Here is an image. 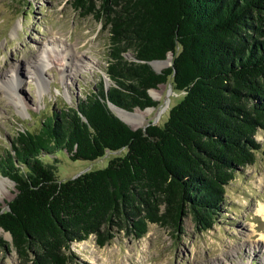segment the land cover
I'll return each instance as SVG.
<instances>
[{"label":"trees","instance_id":"1","mask_svg":"<svg viewBox=\"0 0 264 264\" xmlns=\"http://www.w3.org/2000/svg\"><path fill=\"white\" fill-rule=\"evenodd\" d=\"M109 33L104 78L74 106L52 110L37 130H19L0 156L16 194L0 211V249L21 264H67L70 246L94 235L100 247L149 224L180 230L191 215L215 223L225 188L253 164L264 130V0H73ZM173 54L156 72L149 62ZM131 53L130 58L126 54ZM170 78L183 92L163 126L132 129L109 110L156 105L149 94ZM126 149L108 165L59 180L63 150L93 161Z\"/></svg>","mask_w":264,"mask_h":264},{"label":"rangeland","instance_id":"2","mask_svg":"<svg viewBox=\"0 0 264 264\" xmlns=\"http://www.w3.org/2000/svg\"><path fill=\"white\" fill-rule=\"evenodd\" d=\"M72 1L0 0V156L19 130H37L50 111L74 106L103 78L106 88L112 83L105 73L108 30L93 15H83ZM73 53L79 61L69 63ZM125 56L130 58L131 53ZM39 57L44 59V70L35 75ZM168 58L167 66L153 69L161 72L170 67L171 52L164 60ZM148 92L156 105L140 109H150L140 126L125 121L133 129L149 123L163 126L169 109L183 97V92L173 89L170 78ZM256 139L260 149L254 163L240 168L226 186L221 211L210 229H198L187 215L180 230L149 224L139 239L119 232L102 247L91 235L71 244L67 264H264V219L257 213L264 204V130L257 132ZM125 153L126 149L107 151L89 161L72 160L59 150L42 160L52 163L56 159L57 178L66 180L102 169ZM15 194L14 183L0 174L1 212L8 209ZM0 232L11 241L9 233ZM0 264L21 262L15 250L8 248L0 249Z\"/></svg>","mask_w":264,"mask_h":264},{"label":"bare ground","instance_id":"3","mask_svg":"<svg viewBox=\"0 0 264 264\" xmlns=\"http://www.w3.org/2000/svg\"><path fill=\"white\" fill-rule=\"evenodd\" d=\"M73 59H75L76 62L79 61V57L77 55H75V53L72 54L71 57V61L69 63L74 62ZM43 62L44 59L43 57H39L38 61L36 63L37 69L35 70V75H39L40 71L42 72L44 70V66H43ZM170 62V58H168V60H157V61H153L152 65L160 70L161 68L167 66ZM39 70V71H38ZM151 94L154 96L155 94L153 93V91H151ZM115 113L124 121L128 122L130 125L132 126H140L141 124H143L144 121V115L145 113L149 112L150 109H147L145 111H140V110H136L135 112H129L120 108L115 107L114 108ZM257 213L260 215V217L262 219H264V204H260L258 209H257Z\"/></svg>","mask_w":264,"mask_h":264},{"label":"water","instance_id":"4","mask_svg":"<svg viewBox=\"0 0 264 264\" xmlns=\"http://www.w3.org/2000/svg\"><path fill=\"white\" fill-rule=\"evenodd\" d=\"M167 56V55H166ZM164 60V59H163ZM153 61H156V60H153ZM153 61H150L149 62V65L153 68V65H152V62ZM171 64H172V62H171ZM149 91V90H148ZM149 93V92H148ZM115 107H117V106H115V105H113V104H111V103H109L108 104V108H109V110H111L114 114H115V116H117L120 120H122L116 113H115V110H114V108ZM117 108H120V107H117ZM148 108V107H147ZM140 110V109H139ZM129 112H132V111H129ZM123 121V120H122ZM123 122H125V121H123ZM126 123V122H125ZM127 125H128V123H126ZM146 127V126H145ZM145 127L143 128V129H145ZM133 129V128H132Z\"/></svg>","mask_w":264,"mask_h":264}]
</instances>
